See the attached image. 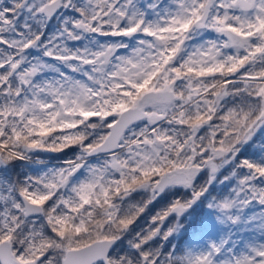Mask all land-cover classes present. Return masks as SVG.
Returning a JSON list of instances; mask_svg holds the SVG:
<instances>
[{
	"label": "snow or ice",
	"instance_id": "1",
	"mask_svg": "<svg viewBox=\"0 0 264 264\" xmlns=\"http://www.w3.org/2000/svg\"><path fill=\"white\" fill-rule=\"evenodd\" d=\"M0 264H264V0H0Z\"/></svg>",
	"mask_w": 264,
	"mask_h": 264
}]
</instances>
